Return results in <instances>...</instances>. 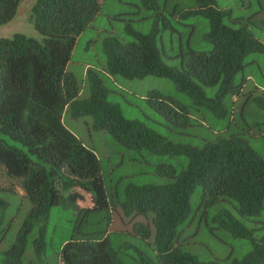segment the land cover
<instances>
[{
  "label": "trees",
  "instance_id": "trees-1",
  "mask_svg": "<svg viewBox=\"0 0 264 264\" xmlns=\"http://www.w3.org/2000/svg\"><path fill=\"white\" fill-rule=\"evenodd\" d=\"M147 1L154 4V0ZM20 2L0 0V26L15 17ZM100 8V0H37L31 22L41 40L20 33L12 38L0 37V132L13 143L0 140V175L19 183L34 216L47 214L53 206H74V196L65 192L74 185L95 191L94 205L86 212L108 208L96 154L62 121L66 111L78 119L90 115L97 130L107 132L129 150L147 149L154 154L188 158L178 173L171 165H157L156 173L173 182L126 189V198L121 202L123 211L147 217V223L135 228L136 235L147 240L154 230V260L140 257V264H264V235L254 239L252 231L236 221L233 224L237 235L251 238L254 244L240 259L198 261L181 252L175 242L178 225L190 213L189 197L196 186L201 187L202 201L207 205L231 200L242 217L258 215L264 199V159L234 135L205 141L199 147L166 142L141 122L125 119L117 106L107 102V89L100 77V72L129 78L168 77L178 90L193 97L199 92L203 102L220 108L227 94H240L243 81L234 84V79L243 71L246 56L264 52V44L249 29L250 18H230V11L218 9L216 0H197V8L179 15L205 16L209 20L205 37L212 46L208 51L181 54L180 67L167 66L162 61L156 44L160 32L157 29L147 34L131 32L135 40L127 43L106 38L102 43L106 63L100 72L86 69L90 97L80 99L81 86L67 65L78 36ZM226 17L230 24L223 23ZM202 86L219 87L216 98L202 96ZM146 100L175 129L190 126L187 106L156 92L148 93ZM24 244V238L19 237L7 254L14 257L13 261L6 264H22ZM60 261L129 264L119 258L108 237H72L61 248Z\"/></svg>",
  "mask_w": 264,
  "mask_h": 264
},
{
  "label": "rangeland",
  "instance_id": "rangeland-1",
  "mask_svg": "<svg viewBox=\"0 0 264 264\" xmlns=\"http://www.w3.org/2000/svg\"><path fill=\"white\" fill-rule=\"evenodd\" d=\"M101 8L90 25L78 36L67 70L81 86L80 99H89L90 89L85 79L86 69L101 71L106 63L102 43L115 37L127 43L134 41L131 32L147 34L152 29L160 32L156 44L162 61L167 66L180 67L181 54L189 50L208 51L211 43L205 35L209 20L197 13L185 17L179 14L197 8V0H100ZM37 0H21L15 17L0 26V37L12 38L20 33L37 40L42 36L34 29L31 12ZM216 7L230 11V18H250L249 29L264 44V0H216ZM229 17L223 23L230 24ZM234 84L242 83L237 96L227 94L220 108L210 107L201 99L178 90L174 82L158 75L129 78L122 74L100 72L107 89L106 101L117 106L125 119L141 122L147 129L159 134L173 145L199 147L205 141H214L234 135L264 159V52H251ZM219 87L202 86V96L213 100ZM156 92L172 101L187 106L190 126L175 129L172 123L156 112L146 100L148 93ZM217 113H224L218 116ZM64 125L84 145L91 148L99 160V172L105 188L108 208L86 212L94 205L95 191L78 185L69 186L75 205H58L45 215H31L32 205L22 195L19 183L0 175V264L13 261L7 255L19 237L24 238L22 264H61V248L71 238L108 237L119 258L129 264H140V257L154 260V230L147 240L135 233L147 217L125 213L122 201L131 186H161L174 179L156 173L158 164L171 165L176 173L186 166L184 155H159L147 149L129 150L110 134L97 130L92 116L73 118L64 112ZM0 140L13 144L0 132ZM25 150L21 145L16 144ZM201 187L196 186L189 197L190 213L177 227L176 245L179 250L198 261L213 259H240L254 247L249 237L237 235L233 224L240 223L251 230L254 239L264 235V199L258 215L242 217L236 203L221 200L207 205L202 201ZM99 201V200H98ZM97 201V202H98ZM103 201V200H101Z\"/></svg>",
  "mask_w": 264,
  "mask_h": 264
},
{
  "label": "crops",
  "instance_id": "crops-1",
  "mask_svg": "<svg viewBox=\"0 0 264 264\" xmlns=\"http://www.w3.org/2000/svg\"><path fill=\"white\" fill-rule=\"evenodd\" d=\"M20 191H21V189H20ZM22 192V191H21ZM22 195H23V192H22Z\"/></svg>",
  "mask_w": 264,
  "mask_h": 264
}]
</instances>
